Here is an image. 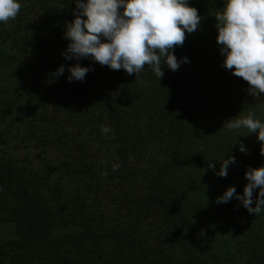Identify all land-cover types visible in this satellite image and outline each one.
Returning <instances> with one entry per match:
<instances>
[{
	"label": "trees",
	"instance_id": "1",
	"mask_svg": "<svg viewBox=\"0 0 264 264\" xmlns=\"http://www.w3.org/2000/svg\"><path fill=\"white\" fill-rule=\"evenodd\" d=\"M18 2L0 22V264H264V209L216 203L264 167L258 133L223 128L249 111L264 122V94L223 67L227 0H189L200 28L174 49L188 62L160 79L64 59L74 0ZM77 63L93 70L68 82Z\"/></svg>",
	"mask_w": 264,
	"mask_h": 264
},
{
	"label": "clouds",
	"instance_id": "2",
	"mask_svg": "<svg viewBox=\"0 0 264 264\" xmlns=\"http://www.w3.org/2000/svg\"><path fill=\"white\" fill-rule=\"evenodd\" d=\"M74 3L79 11L73 13L76 18L72 23L66 24L64 38L70 43L61 54L64 59L91 58L101 66L114 71L123 69L129 75L137 76L147 66L160 79L165 64L177 71L182 62L188 61L187 58L177 60L174 49L183 46L186 33L200 28L201 17L196 8L189 6V0H87L86 3L74 0ZM21 8L18 0H0V22L15 20ZM215 19L216 42L225 57L223 67L249 84L250 95L264 94V0H227ZM92 70L77 63L68 68L67 80L83 81ZM64 71L61 66L54 75L58 78ZM223 128L229 131L245 128L251 134L258 133L260 155L264 156V122L253 111L226 122ZM101 131L108 134L113 130L104 125ZM240 151H246L243 145ZM232 163H235L234 156L222 159L216 175L226 177ZM208 167L215 170L212 163ZM117 168L114 165V170ZM245 178L248 183L243 195L236 194L235 187H229L216 203L235 198L250 214L258 215L264 209V167L249 168ZM257 188L259 192L252 207L253 192Z\"/></svg>",
	"mask_w": 264,
	"mask_h": 264
},
{
	"label": "rangeland",
	"instance_id": "3",
	"mask_svg": "<svg viewBox=\"0 0 264 264\" xmlns=\"http://www.w3.org/2000/svg\"><path fill=\"white\" fill-rule=\"evenodd\" d=\"M9 227H1V230H0V240L1 239H4V238H7L8 236H10V232H9Z\"/></svg>",
	"mask_w": 264,
	"mask_h": 264
}]
</instances>
